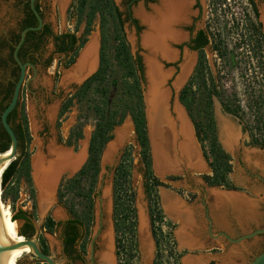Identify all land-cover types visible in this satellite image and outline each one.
I'll list each match as a JSON object with an SVG mask.
<instances>
[{
  "label": "trees",
  "instance_id": "16d2710c",
  "mask_svg": "<svg viewBox=\"0 0 264 264\" xmlns=\"http://www.w3.org/2000/svg\"><path fill=\"white\" fill-rule=\"evenodd\" d=\"M22 1L17 0L14 5L18 8L16 19L19 18L21 12L19 5ZM28 1L26 0L25 8L28 13H31ZM230 1L234 2L235 0H210L208 37L205 36L200 44L194 47L200 49L198 62L188 82L179 93V101L193 123L196 136L201 142L203 154L208 159L212 170V174L203 175L206 184L236 189L228 176L231 172V158L217 140L212 97L215 96L220 101L227 113L238 118L243 117L245 111L236 90H233V94L227 95L222 86L223 75L237 73L245 98L244 108H247L253 117V124L249 128L252 143L264 144V141L257 136V134L264 136V32L256 19V10L251 0H237L241 4L239 17L230 11ZM36 8L38 9V5ZM74 12L76 24L84 22L85 26L80 37H76L75 33L63 35V37L70 38L68 48L71 52L65 66L74 62L78 50L86 43L87 35L91 31L96 16L99 17L100 26V62L98 70L61 106L60 114L71 105L74 98L81 100L90 93L92 98L89 99L88 107L95 122L89 139L87 159L72 177L64 180L60 191V201L71 196L69 200L63 202L64 205L74 216L75 221H79L85 226L86 231H89L93 220L94 188L100 169L99 162L102 151L112 138L113 128L122 122L126 114H129L140 148L141 161L144 165L152 231L157 245L153 264H179L180 253L177 255L174 250L172 235L174 224L165 220L167 230L165 232L162 230L165 217L160 208L157 188L166 186V184L153 174L151 167L150 145L142 100L141 66L138 58L133 59L124 39L120 13L113 0H75ZM31 17L18 24V32H15L17 27L14 29L8 25L0 29V68L5 67V70H9V79H0V115L10 101L15 81L18 78V66L15 65L12 57V44L18 41L19 32L22 29L36 25V20L33 21L34 16L31 15ZM34 33L35 31H28L26 37ZM77 40L78 44L73 46ZM206 46L221 61L226 72H222L219 70L220 67H217L216 75L213 74L207 54L202 48ZM18 56L24 62L23 56L19 52ZM115 73H118L120 79V97L118 104H113V102L111 104L109 102L113 87L111 77ZM250 79L258 81V88L251 86ZM16 108H18V103L7 116V122L17 140L20 141V153L4 169L1 175V187H5L14 175H22L29 184L31 182L30 153L27 150L31 137L27 117L22 109L20 120L16 123ZM71 135L77 138L81 136V132L78 129ZM260 138L263 139V137ZM9 146L10 138L0 120V153H4ZM130 168V154L128 150H125L113 172V226L116 233V256L118 260L124 257L129 263L138 257ZM78 203L80 208H77ZM11 218L13 221H24V229L19 230L20 235L26 238L33 235L31 217L27 212L18 210ZM43 225L48 231H52L56 222L47 216ZM38 241L41 250L46 253L41 236L38 237ZM162 250H167L166 260L162 259ZM172 258L173 263L169 261ZM36 261L42 262L38 259Z\"/></svg>",
  "mask_w": 264,
  "mask_h": 264
},
{
  "label": "rangeland",
  "instance_id": "374dc122",
  "mask_svg": "<svg viewBox=\"0 0 264 264\" xmlns=\"http://www.w3.org/2000/svg\"><path fill=\"white\" fill-rule=\"evenodd\" d=\"M39 2H40L39 5L44 15L43 17L44 20L52 25L54 31H74L78 36L83 32L85 26L84 22H80L76 24L77 22L76 15L74 14L75 0H67L64 7H61L59 5L58 0H40ZM201 3L203 9V14H202V21H203L206 16L207 8H206L205 0H201ZM229 3H230V11L234 13L236 17H239L241 15L240 8L235 7L233 1H230ZM257 4L259 7V11L261 10V8H264V4L261 3L260 5L258 2ZM136 9L137 6L132 7L134 16H137L135 14ZM17 14H18V8L14 6L13 0H0V29L3 28L5 25L13 24ZM228 17H230V15H228ZM124 33L126 35V38L127 39L129 38V40L127 41L130 47V51L135 56L137 50V44H136L137 42L135 41V37L133 36L134 30L133 28H129L127 24H125ZM91 36L96 39V43L98 44L97 47V53H98L99 39H100V26H99L98 16H96V18L93 21V24L91 26V31L87 35V41ZM46 50L48 51V53L52 50L51 42L47 44ZM207 57H208V63L210 69L214 75H216L217 67L218 68L220 67L219 70H221L222 72H226L224 71V67H222L223 65L221 61L212 54L210 49L207 51ZM65 61H66L65 58L59 61L58 57L55 56L52 65L51 67H49V69H43L41 67H37V74L32 77H31V70L28 69L26 71V80L24 81V84L22 85V89L20 92L19 103L17 108V117L15 122L16 123L19 122L21 117V111L23 109L27 117L28 130L31 137V141L27 149L28 152L30 153V163L32 156L38 151V149L41 148L42 142L48 141L53 137H56L58 144L64 145L66 148L70 149L73 154L80 152V150L85 147V157L82 163L87 157L88 141L95 122L94 116L88 107L89 99L92 98V95L88 93L87 96L81 100H78V98H74L72 100L71 105H69V107L62 114H60L59 107L64 101H66L70 96H72V94L75 93V89L77 87L76 85H73L71 82H69L66 85H61V78L65 74L66 69L71 68L75 63L74 62L73 64H71V66H69L68 68H64L60 64L61 63L63 64ZM236 74L237 73L233 72V73H228L227 75H223L224 78L222 81V86H223V91H225L227 95L233 94L234 92L233 90H236L241 105L243 106V109L245 111L243 117L238 118L227 113L223 109L220 101L215 96L212 97V108L215 119L216 132H218L216 115L217 117L224 116L226 118H230L228 116H231L229 120L233 123V125L236 127L237 130L241 131L244 128L245 131L242 137L246 138L249 128L253 124V117L249 113V111H247V108H244L245 98L243 96L241 83ZM28 75H30V77H28ZM4 78L9 79V70H5V67L0 68V79H4ZM28 78L30 82L29 80H27ZM257 79L259 80L260 77L258 76ZM111 80L113 82V87L111 89L112 93L110 95L109 102L111 104L112 102L113 104H118L120 97L119 96L120 79L118 73L112 74ZM253 80L250 79L251 86L258 88L257 86L258 81L254 80V82L252 83ZM144 81H145V74H144ZM144 81L142 82L143 84ZM173 81L174 78L172 82H169V84L171 83L172 85ZM178 94H179L178 89L175 90V88L173 87L169 101L170 105L172 106L171 107L172 109L170 110L171 112L170 115L174 119H177L175 113L176 107H178L182 111L189 125L191 138L195 144L199 158L200 156L201 158H203L202 156L203 150L201 148V142L196 136L195 129L191 119L189 118L184 107L182 106V104L178 99ZM52 105L55 106L54 108H56V110H55L54 119L51 122L47 117V112ZM217 109L219 112L217 111ZM220 119L223 121H227L224 120V118L222 117L219 118V121ZM124 126H126L130 130L128 136L118 139V143L124 141V144H121V147L120 146L116 147V149L112 154V157L107 158L106 154H107L108 145L115 138H117V136H119L120 131ZM220 126L222 127V129H224L223 125H221V121H220ZM78 129L81 132V136L77 138L72 137L71 135L72 132L74 131L76 133ZM111 134H112V138L106 143L100 157V162H99L100 169L97 176V182L94 188L95 211H94L92 232H94L95 229L97 228V223L98 220L100 219V217H98V209H97V206L100 203L99 201H101V208H102L101 221L103 224V229L100 238L98 240V248L96 251L97 260L99 261L101 258V253L103 251L102 238H103V234L106 231H109L111 234V238L113 239V251L116 254V233L113 226L114 223L112 216L113 172H114V168L119 163L123 152L125 150H128L130 154V164H131L130 186H131V192L133 193V205L135 209L136 227H137L138 210H141L146 217V223H148L143 238L147 239L149 258H146L144 261L142 260V257L139 252V243H138V236L136 230V242H137V252H138L137 259H134L129 263V261H126L124 257H121V260H118L116 256L115 264H153L156 257L157 245L152 231V222L149 212V200L145 187L144 165L141 161V156L139 154L140 148L136 140L133 123L129 114H126L122 122L113 128ZM205 144H207V142H205ZM118 150L119 152H117L116 154L115 152ZM19 153H20V149L17 150V156L19 155ZM150 155H151V165H152L151 167L153 170V174L161 180V177L158 176V174H156L153 167L151 147H150ZM242 159L244 163L248 165V162L244 158ZM233 161H234L233 162L234 172L232 176L235 177L236 179H240L239 166L236 164L237 163L236 160ZM202 168L203 166L201 163V168H193L194 170L192 168H188L189 170L190 169L193 170L192 173H183L186 172L183 170L179 172L167 173L162 176V180H161L166 184V186H159L157 188L160 208L165 217L162 228L165 231L167 230V227L165 225L166 222L165 220L170 221L174 224V228L172 229V235L174 241V250L177 255L180 253V255L178 256L179 264H181L182 258L185 256V254L189 253L191 250L183 249L186 248V246H180L179 241L176 237V230L181 228L180 222L178 221L179 219L178 218L175 219V217H170L166 213L163 205L164 202L163 196L166 197V195H168L170 196V198L173 197V199L178 201V204L182 206L181 208L182 210L188 211L193 215L196 224L195 227L193 228L194 229L198 228L197 229V233H199V235L197 234L198 236H201L202 233H204L202 235L204 239H207L208 231H211V233L214 234L215 231L227 225L226 216H229L231 220L232 218L234 219L236 225L235 232L239 230L240 233L246 232V234H249L248 232L251 228L259 227L258 229H262V227L264 226V217H263L264 204L261 205V207L259 206V210L256 211V213H258V216H256L258 217L256 221H248V222L242 221L240 220L237 212L233 213L230 209H228L224 213L222 212L220 221L217 220L216 219L217 217L213 213L214 210L213 200L212 197L209 196V194H211V192L215 191L216 189H213L214 187L212 186L208 187L205 183H203L202 174L209 172V170L205 171ZM71 174H72L71 172L65 173L63 174V176L69 177ZM261 174H263L262 171ZM31 175L32 174L30 173V179H31L30 184L26 181L24 176L14 175L11 178L10 182H8V184L5 187H1L0 206L2 205L1 207L4 209V216L7 219V221L14 227V229L18 227V231L20 230L24 221L22 220L13 221L12 218L10 217H12L13 214L16 213L18 210L27 212V214L31 217V221L34 225V232H35V224L39 225L40 233L38 234V236H40L42 233H44L42 229V224L47 214H50L55 220H61L65 218V205L63 202L69 200L71 196L69 195L68 198L65 197L64 201H59V199L56 197L54 199H51L52 202L50 206L47 208V210L43 212L42 210L43 204L40 203V200H38L37 189L34 185L33 177ZM60 180L58 179L56 182V185L54 187V193H56L57 186ZM243 187L245 188L246 191H248V194L250 193V195L252 196L258 194L261 195L262 197L264 196V185L262 184H257V185L245 184L243 185ZM77 208H80L79 203L77 205ZM6 210L9 211V214H6L5 212ZM56 211L57 213H55ZM206 216L208 217V219L213 221L211 222V226ZM44 235L46 236L49 242V249L51 255L57 256L59 252V242L56 240V238L53 235L48 234L47 232ZM215 237L217 238L218 236ZM251 237H252L251 239H249L250 237H242L241 239H239L240 241H242V243L239 245L238 256L240 257V260L243 264H249L252 258L259 252V250L264 248V232L255 234ZM37 243L39 244L38 239H37ZM252 243H255L254 247H250ZM217 244L218 246L223 247V243H221L220 238ZM207 248H205V250ZM199 250L203 251L204 248L202 247ZM211 251L218 252L217 249ZM162 254H163L162 259L166 260L165 254L164 253ZM169 261H173V258L169 259ZM15 264H42V262L36 261V258L33 257L31 254H24L16 260Z\"/></svg>",
  "mask_w": 264,
  "mask_h": 264
},
{
  "label": "flooded vegetation",
  "instance_id": "af4514ba",
  "mask_svg": "<svg viewBox=\"0 0 264 264\" xmlns=\"http://www.w3.org/2000/svg\"><path fill=\"white\" fill-rule=\"evenodd\" d=\"M39 1L40 0H37L35 2V8H36V5H38V9L36 8V10L39 12L43 24L41 28L38 30H29V31H35V33L28 37H26L25 35L23 42L21 43L19 49L17 50V56H18V52L20 53L21 56H23L24 62H22L18 56L19 60L22 63H30L34 66V69L31 68L30 66H28L26 69V71L28 69L31 70V77L37 74V67H41L43 69H49V67H51L52 65V62L55 56L58 57L59 61H61V59L63 58L66 59V61L63 64L62 63L60 64L64 68H68L69 66H71V64L67 67L65 66L69 56L71 55V52L69 51V48H68L70 38L68 36L63 37V35L75 33L76 37H80V35L82 34L81 33L78 36L76 32L74 31H54L52 28V25L49 22H46L44 20L43 18L44 15L39 5L40 4ZM66 1L67 0H65L64 3L61 4L60 0H58V3L59 5L61 4L60 5L61 7H64ZM205 1H206L207 11H206V16L203 21H202L203 9H202L201 0H192V2L186 6L185 11L183 12L184 15L178 20L179 21L178 24L173 25V28L176 29V31L179 33L178 39L168 40L169 50H172L175 53L174 59L168 60V59L161 57V55L157 57L158 63L161 66V69L163 71H170L169 77H167L162 84V89H164L167 92L166 100L162 108L163 112L167 114V117L165 118V122L162 123V127L167 129L169 128L168 125L171 123V125H173V127L175 128L177 132L175 141L169 137H167L166 140H164L163 148L167 152L172 151V148L174 150H177V153H176L177 155L174 156L176 158L175 164L170 168V170L165 171L164 175L170 172H179L182 170L186 171L188 168H192V166L190 165L192 160L191 159L189 160L187 155L184 156L181 153V151H179V145L183 141V136L180 132L181 131V121H180V117L178 113L179 112L182 113V111L178 107H176V110L175 109L174 110H175L177 119H174L170 115L171 114L170 110L172 109L171 108L172 106L170 105L169 101H170V96H171L170 94L172 93L173 87L176 88V86L181 85L187 73L189 72V69L192 66L193 69L190 74L191 76L197 65L200 49L194 48V47L198 46L205 36L208 37V27H209L208 24L210 21L208 12L211 9L209 7L210 0H205ZM251 1L253 2L255 10H256V19L259 22L262 31L264 32V23L261 20V10L259 11V7L257 4V2L260 5L261 3L264 4V0H251ZM13 2L15 5V3H17V0H13ZM113 2L120 13V19L122 21V33H123L124 39L127 44H128L127 40H129V38L127 39L124 33V25L127 24L129 28H133L134 30L133 36L135 37V41L137 42L136 43L137 50H136L135 56L130 51L129 44H128V47H129V51L133 59H136V58L139 59L143 81H144V74H145L143 92H144L145 102L147 106V112H149V106L146 100L147 93L149 90V81H148L147 74H146V65H145V60H144L145 54L148 53V50L142 44V35L145 31L148 30V26L144 22L142 15H146V16L154 15L155 8H162L163 0H113ZM234 2H235L234 6L239 7L241 10L240 2L239 1L237 2V0H235ZM25 3H26V0H23L19 5V8L21 9L19 18L15 19L13 24L8 25L9 27H12L14 29L17 27L15 29V32H18V24L24 20H29V18H32L31 15L34 16L33 21L36 20V25L30 26V27L38 26V19L30 7V0L28 1V5H29V10L31 11L32 14L28 13V10H26ZM133 6H137V9L135 10V14L137 16H134L133 14V11H132ZM261 9H264V8H261ZM20 32H19V38H20ZM7 39L9 41L8 34H7ZM18 42H19V39L16 43L12 44L13 50H14V46ZM49 42L52 43V50L48 53L46 49H47V44ZM77 42L78 40L75 41V44L73 46L77 45L78 44ZM85 44L86 46L83 48ZM85 44L78 50L74 58V62L76 61L79 51L83 48L82 51L80 52L79 57L77 58V62L71 67L72 71H70L69 73L70 78H72V80L74 81H76V79H78L79 75H81L82 73L92 70L96 64V54H97V47H98V44L96 43V39L91 36L89 40L86 41ZM202 48H203V51L207 54L209 47L206 46ZM88 53H89V56H88ZM97 55H98V67H99L100 39H99V49H98ZM186 55H187V58L185 57ZM12 57H13V51H12ZM82 58H83L82 60L83 65L87 64V66L89 67H85L83 70L77 71L80 65L79 61H81L80 59ZM14 62H15V65L18 66V76H19V72H20L19 65L16 63L15 60ZM28 77H30V75H28ZM179 77H182V80L181 82L176 84V80ZM173 78H174V81L171 85V83L169 84V82H172ZM188 80L186 81V83L188 82ZM79 88L80 86L75 91H77ZM18 103H19V100H18ZM61 106L59 107L60 110H61ZM54 107L55 106L52 105L47 112V117L49 121L51 122L53 121L54 116H55L56 108ZM221 117L224 118V120H227L225 121L227 123V126L225 127L226 130L225 128L222 129L221 127V132L223 133L222 134V139L224 140L223 142L229 148L228 149L229 152H227L223 148L222 143L218 137V132H217V138H218L217 140L220 143L223 150L227 154H229L231 158L230 159L231 172L229 173L228 176H229V180L231 184L236 189H226L225 187H222V186H212V187H220L226 190L240 191V190H245V188L243 187V185L245 184L246 185H252V184L264 185V144L252 143V135L249 131L247 133L246 138H243L242 135L244 134V131H245L244 128L241 131L237 130L236 127L233 125V123L229 120L230 118H226L224 116H219L218 121H219V118ZM220 121L221 123H223V120L220 119ZM220 121H219V124H220ZM129 131L130 130L126 126H124L122 130L120 131L119 136H117V139L128 136ZM189 133H191L190 128H189ZM228 134L230 135V137L228 136ZM257 136L260 140L264 141V136H261L258 134ZM190 137H191V134H190ZM260 137H263V139ZM190 139H191V142H193L192 138ZM88 144H89V141H88ZM19 146H20V141L17 140V150L19 149ZM152 149L153 147L151 143V151ZM196 152H197V149H196ZM38 155L41 158V162L44 167V172L47 174V179L45 181L46 187L44 189L46 190V192H42V195H40L42 199V204H43L42 210L44 212L50 206L52 202L51 199H54L56 197L60 201V191L63 187L64 180L72 177L83 166L87 157L82 163L85 157V147L81 149L80 152L73 154L70 149L66 148L64 145L58 144L56 137H53L49 139L48 141H43L41 148L38 149V151L32 156L31 163H30V173L32 174L31 175L32 177H33V170H34L33 162H34V159ZM171 155L172 154L170 153V157ZM87 156H88V146H87ZM202 156L209 169V172H206L205 174H202V175H210L212 174V170L209 166L208 159L205 158L204 154ZM108 158H109V155H108ZM169 158H168V164L170 163ZM242 158H244L248 162V165L244 163ZM152 159H153V153H152ZM197 160H199L200 162L198 153L196 156V161ZM233 160H236L237 162L236 164L239 166L240 179H236L235 177L232 176L234 172V164H233L234 161ZM80 164H81V167L78 170H76L73 174H71L69 177L63 176V174L65 173L72 172ZM196 164L197 162L195 163V166H194L195 168H201V162H200L199 167L197 166L198 164L197 165ZM153 166H154V161H153ZM261 171L263 172V174H261ZM185 173H188V172H185ZM58 179L59 180L61 179V180L58 183L56 193H54V187ZM202 181L203 183L206 184L203 177H202ZM33 182L37 189V195H38V200H39V188L35 184L34 177H33ZM94 198H95V194H94ZM94 211H95V205L93 206V218H94ZM55 213H57V211ZM47 216H50L56 222V225L53 227L52 231H48L47 228L44 227L43 225ZM112 216H113V205H112ZM46 217L42 224V229L44 233H42L40 236L43 238V241H44V247H45L44 249L46 250L45 254L51 256L56 262V264H99V261L97 260V256H96V251L98 248V240L100 236H98L95 239V241L93 242L92 248H91V239L94 234V232H92V225H93L94 219L92 220L89 231H86L85 226L81 224L79 221H75L74 216L71 215V213L69 212L66 206H65V218L64 219L55 220L50 214H47ZM31 224L34 229V225L32 221H31ZM23 225H24V222L20 229H24ZM101 226H102L101 227V232H102L103 224H101ZM258 228H251L248 233H252ZM262 228H264V226ZM46 232L48 234L53 235L56 238V240L59 242V252L57 256L51 255V252L49 249V242L46 236L44 235ZM244 234H246V232L237 233L235 234L234 239L238 240ZM251 238L252 237H250L249 239ZM102 244H103V251L101 253V264H113L112 250H111L112 249L111 234L109 231H106L103 234ZM254 246H255V243H252L250 245V247H254ZM262 250H264V248L260 249L256 255H258ZM42 263H45V262H42Z\"/></svg>",
  "mask_w": 264,
  "mask_h": 264
},
{
  "label": "bare ground",
  "instance_id": "6f19581e",
  "mask_svg": "<svg viewBox=\"0 0 264 264\" xmlns=\"http://www.w3.org/2000/svg\"><path fill=\"white\" fill-rule=\"evenodd\" d=\"M64 1L65 0H60V3L62 4L64 3ZM191 2L192 0H163L162 8H155L154 15L152 16L142 15L144 22L148 26V30L145 31L142 35V44L148 50V53L145 54L144 57L145 65H146V74L149 81V90L147 93L146 100L149 106L148 115L150 121L151 143L153 147L152 153H153V161H154V170L156 174H158V176L160 177L164 175L165 171L170 170V168L176 162V158L174 156L177 155L176 154L177 150H174L172 148V151L167 152L163 148V145H164V140H166L167 137L175 141L177 132L173 127V125H171V123L168 125L169 128L167 129L162 127V123L165 122V118L167 117V114L163 112L162 109L166 100L167 92L164 89H162V84L164 80L167 77H169L170 71H163L161 69L157 57L161 55V57L168 60L174 59L175 53L172 50H169L168 40L171 39L176 40L179 38V33L176 31V29L173 28V25L178 24L179 22L178 20L184 15L183 12L185 11L186 6ZM261 20L264 23V9H261ZM185 57L187 58V55ZM80 60H81L79 61L80 65L77 71L83 70L85 67H89L87 66V64L83 65L82 63L83 58ZM181 80L182 77H179L176 80V84L181 82ZM179 86L180 85L176 86L175 90H177ZM178 115L181 121L180 132L183 136V141L179 145V151H181V153L184 156L187 155L189 160L190 159L192 160L190 164L192 168H195L194 166L196 162L198 164L196 165L199 167L200 162L199 160L196 161V156H197L196 147L194 142H191L187 121L183 113L179 112ZM221 125H223V127L225 128L227 126V123L223 121ZM228 136L230 137L229 134ZM117 145L118 142L112 143L108 147L106 154L107 158L108 155L109 158L112 157V154L116 149ZM170 153L172 154L171 157H170ZM10 156H11L10 150H7L4 153H0V176L5 166L9 162ZM168 158L170 159L169 164H168ZM33 169H34L33 177L35 180V184L39 188V198H40L39 200L40 203H42L41 202L42 199L40 195H42V192H46V190L44 189L46 187L45 181L47 179V174L44 172V167L39 155L34 159ZM212 196L214 197V199H216V201H218V204L220 203V205L217 206L218 208L219 207L222 208V206L224 205L226 206L227 204L225 203L226 200L224 201V199L221 197L219 193L214 192ZM229 199L232 200V198ZM238 202L240 203V211H241L240 213H243L244 215H248V216H250V214L251 215L253 214L254 212L253 205L251 204V206H248L249 204L246 201V199L245 200L240 199ZM1 206H0V231L4 243V252H5L4 264H15L16 260L20 258L22 255L29 254L31 252V248L26 244L20 243L22 242V240H24V238L20 236V234L18 233V227H16L17 230L14 229V227L7 221V219L4 216V209ZM5 212L6 214H9V211L6 210ZM183 215L185 217L188 215L187 216L188 224L190 225L192 223L191 220L193 218L192 217L193 215H191L190 212L188 213V211L184 212ZM190 226H192V224ZM177 235L176 237H178ZM14 244H16V246L11 247ZM180 246L183 245L180 244ZM142 249L144 252V259L149 258L148 244H147V239L145 238L142 241Z\"/></svg>",
  "mask_w": 264,
  "mask_h": 264
},
{
  "label": "crops",
  "instance_id": "0c3cea01",
  "mask_svg": "<svg viewBox=\"0 0 264 264\" xmlns=\"http://www.w3.org/2000/svg\"><path fill=\"white\" fill-rule=\"evenodd\" d=\"M200 160L202 163V166L204 165L205 160L201 158ZM206 163V162H205ZM203 170H209L207 166H203ZM213 189H216L215 191H212L211 194H209L210 197H212L213 204H214V210L213 213L217 217L216 219L220 221V217L222 212H226L228 209H230L233 213H236L239 215L240 220L242 221H256L258 217V213L256 211L259 210V206L264 204V196L261 195H250L248 194V191L246 190H226L224 188L220 187H214ZM214 192H217L221 195V197L226 200L225 203L226 206L217 207L220 205L218 204V201L214 199L212 194ZM241 197V198H240ZM175 198V197H174ZM229 198H232L230 200ZM240 199H243L248 202V206L253 205V214L250 216L244 215L243 213H240V203L238 202ZM163 205L166 213L170 217H175V219H179L181 228L176 230V235L178 236L177 239L180 242L179 244H182L183 246H186L187 250H191L189 253L185 254V256L182 258L181 264H243L240 260V257L238 256L239 251V245L242 243L240 240H235L234 236L237 233H240L239 230L235 232V222L234 219L232 220L229 218V216H226V223L227 225L225 227H222L221 229H218L215 231V235L211 233V231H208L207 239H204L202 235L198 236L199 233H197V229H194L195 227V219L194 217L191 220L192 226L188 224V218L185 217L183 214L186 212L185 210H182V206L178 204V201L174 200L173 197L170 198V196L166 195L163 196ZM230 200V201H229ZM234 203H233V202ZM237 202V203H236ZM217 203V204H215ZM236 204V205H235ZM217 207V208H216ZM224 207V208H223ZM189 213V212H188ZM192 215V214H191ZM207 215V214H206ZM190 217V215H189ZM210 222H213L212 220L208 219ZM191 219V218H190ZM233 221V222H232ZM240 225V224H239ZM211 230V229H210ZM198 234V235H197ZM215 236H218L217 238ZM219 238L221 243H223V247L218 246ZM186 239V240H184ZM208 246V248H207ZM204 248V250H199L200 248ZM205 248H207L205 250ZM217 249L218 252H212L211 250Z\"/></svg>",
  "mask_w": 264,
  "mask_h": 264
},
{
  "label": "water",
  "instance_id": "95a60500",
  "mask_svg": "<svg viewBox=\"0 0 264 264\" xmlns=\"http://www.w3.org/2000/svg\"><path fill=\"white\" fill-rule=\"evenodd\" d=\"M37 0H30V7L32 9V11L34 12L35 16L37 17L38 19V26L36 27H28V28H25L23 29L21 32H20V38H19V42L14 46V50H13V58L14 60L16 61V63L19 65V68H20V72H19V76L14 84V88H13V92H12V95H11V98H10V101L8 102L7 106L5 107V109L2 111L1 115H0V120H1V124L3 126V128L5 129V131L7 132L9 138H10V146L7 150H10L11 151V156H10V159H9V162L7 163V165L14 159H16V156H17V139H16V136L10 126V124L7 122V116L9 115V113L15 108L16 104L18 103V100H19V96H20V92H21V88H22V85L24 84V81L26 80V69L28 66H30L31 68L34 69V66L30 63H22L18 56H17V50L19 49L21 43L23 42L24 40V37L26 35V32L29 31V30H38L41 28L43 22H42V19H41V16L39 14V12L36 10L35 8V2ZM86 45V44H85ZM85 45L83 47H85ZM83 49V48H82ZM81 49V50H82ZM81 50L79 51V54L77 56V58L79 57L80 55V52ZM98 54V53H97ZM96 54V64L94 66V68L88 72H84L82 73L81 75H79L78 79H76V81L72 80V78H70L69 76V73L70 71H72L71 69L72 68H68L66 69L65 71V74L62 76L61 78V85H66L68 84L69 82H71L73 85H76V89L81 86L88 78H90L97 70L98 68V55ZM77 58H76V61L75 63L77 62ZM74 63V64H75ZM192 69L193 67L191 66V68L189 69V72L187 73L184 81L181 83V85L178 87V93H180L182 87L184 86V84L186 83V81L188 80L191 72H192ZM31 79V78H30ZM29 80V78L27 79ZM143 85V83H142ZM141 85V89H142V100H143V105H144V114H145V120H146V130H147V136H148V140H149V145L151 147V135H150V121H149V115H148V112H147V106H146V102H145V97H144V93H143V87ZM75 89V90H76ZM178 99H179V94H178ZM183 106V105H182ZM185 109V108H184ZM219 109V107H218ZM217 109V111H218ZM186 111V110H185ZM219 112V111H218ZM187 113V112H186ZM218 114V113H216ZM231 118V116H228ZM216 122L218 124V137H219V140L221 141L222 143V146L223 148L227 151H228V147L225 145V143L223 142V139H222V132H221V126L219 124V121H218V117L216 115ZM118 142V139L115 138L109 145L108 147L112 144V143H116ZM121 144H124V141L118 143L117 147L120 146L121 147ZM6 150V151H7ZM5 151V152H6ZM118 151H116L115 153L117 154ZM152 153V151H151ZM200 154V153H199ZM152 163H153V159H152ZM82 164V163H81ZM81 164L78 165L79 167L76 168V170H78L80 167H81ZM7 165L5 166V168L7 167ZM203 166H207V164L204 162V165ZM154 167V166H153ZM208 167V166H207ZM4 168V169H5ZM194 170V169H193ZM193 170H186V172L188 173H192ZM197 170V169H196ZM199 170V169H198ZM4 171V170H3ZM2 171V173H3ZM75 172V169L71 172L72 174ZM196 172V171H195ZM199 172V171H197ZM185 173V172H183ZM2 175V174H1ZM161 180H162V177H161ZM216 188V187H215ZM0 189H1V176H0ZM0 195H1V192H0ZM1 199V198H0ZM100 203L98 204L97 206V209H98V217H100V219L98 220V223H97V228L95 229L94 231V234L92 236V239H91V248H92V245H93V242L95 241V239L100 236L101 234V224H102V221H101V217H102V209H101V201H99ZM147 224L146 223V217L144 215V213L141 211V210H138V216H137V227H136V230H137V236H138V243H139V252H140V255L142 257V260L144 261V252H143V249H142V241H143V236H144V233L146 231V228H147ZM264 232V228L262 229H256L255 231H253L252 233H249V234H246L242 237H251L255 234H259V233H262ZM19 233V231H18ZM40 233V229H39V225L38 224H35V232L33 235H31L30 237L26 238L25 236L23 235H20L24 238V240H22V242H20L21 244H26L28 245L30 248H31V252L29 254H31L33 257H35L36 259L42 261V262H45L46 264H56V262L54 261V259L45 254L39 244L37 243V239H38V234ZM242 237H240L239 239H241ZM238 239V240H239ZM111 244H112V258H113V264H115V258H116V255H115V252L113 251V239L111 238ZM16 246V244H14L13 246L11 247H14ZM4 261H5V252H4V243H3V238H2V234H1V231H0V264H4ZM99 264H101V258L99 260ZM249 264H264V250H262L258 255H256L251 261Z\"/></svg>",
  "mask_w": 264,
  "mask_h": 264
},
{
  "label": "built area",
  "instance_id": "2783aa9c",
  "mask_svg": "<svg viewBox=\"0 0 264 264\" xmlns=\"http://www.w3.org/2000/svg\"><path fill=\"white\" fill-rule=\"evenodd\" d=\"M162 230H163V228H162ZM163 232H165V230H163ZM162 253H164L165 254V256H166V254H167V250H162ZM164 260V259H163ZM171 263H173V261H170ZM165 263V262H164Z\"/></svg>",
  "mask_w": 264,
  "mask_h": 264
}]
</instances>
